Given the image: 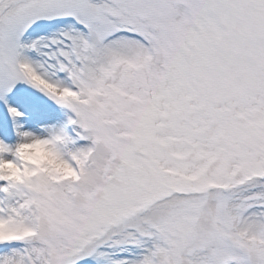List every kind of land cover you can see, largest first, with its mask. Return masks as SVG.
Segmentation results:
<instances>
[{"label": "snow or ice", "instance_id": "6c2138e0", "mask_svg": "<svg viewBox=\"0 0 264 264\" xmlns=\"http://www.w3.org/2000/svg\"><path fill=\"white\" fill-rule=\"evenodd\" d=\"M0 264H264V0H0Z\"/></svg>", "mask_w": 264, "mask_h": 264}]
</instances>
